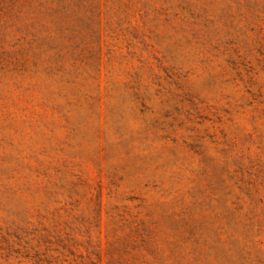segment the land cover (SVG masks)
I'll return each mask as SVG.
<instances>
[{"label":"rangeland","instance_id":"1","mask_svg":"<svg viewBox=\"0 0 264 264\" xmlns=\"http://www.w3.org/2000/svg\"><path fill=\"white\" fill-rule=\"evenodd\" d=\"M0 264H264V0H0Z\"/></svg>","mask_w":264,"mask_h":264}]
</instances>
